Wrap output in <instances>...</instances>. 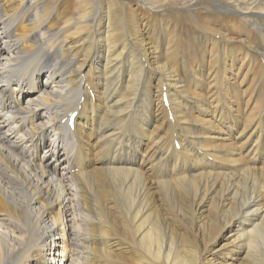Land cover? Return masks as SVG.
Segmentation results:
<instances>
[{
	"label": "bare ground",
	"instance_id": "bare-ground-1",
	"mask_svg": "<svg viewBox=\"0 0 264 264\" xmlns=\"http://www.w3.org/2000/svg\"><path fill=\"white\" fill-rule=\"evenodd\" d=\"M72 1L0 0V264H264V0H219L237 20H201L244 49L239 66L222 62L227 115L214 65L224 48L207 61L204 81L217 94L212 121L182 103L198 105L202 95L180 74L189 69L177 64L173 24L163 21L149 38L146 23L130 27L155 21L139 17L135 4L123 15L114 0ZM91 2V13L82 9ZM246 78L238 114L235 82ZM147 89L165 97L172 120L171 134L154 141L145 132L153 126L144 116ZM72 112L80 150L67 125ZM161 200L191 231H208L206 221L218 226L210 244L201 249L162 228Z\"/></svg>",
	"mask_w": 264,
	"mask_h": 264
},
{
	"label": "rangeland",
	"instance_id": "rangeland-1",
	"mask_svg": "<svg viewBox=\"0 0 264 264\" xmlns=\"http://www.w3.org/2000/svg\"><path fill=\"white\" fill-rule=\"evenodd\" d=\"M142 1L144 3H142ZM114 2L117 3L116 7H118L117 8L118 10L120 8H122V14L123 15H124V13L126 14V12H128L129 9L132 10L133 6L135 4L138 8L137 13H138L139 17H140V15L146 16L148 18L152 17L155 20L154 24H152V22H150V21L146 22V20H138V21L131 22V25H130L131 28H133V26L139 27L143 23H146L147 26H150L148 28V31L150 33H152V35L149 38H154L156 36V34L158 35L159 32L162 31L160 28L162 27L163 21L166 20V21H169L171 25L173 24L174 27L171 26V28L167 29V31H168L167 35L171 36V38L174 40V47H176L177 50H181L179 53L183 55V57L180 55H178L176 57L177 61H179L177 64L179 65L180 68L181 67H184V68L187 67L189 69L187 71L186 76H184V72L182 70L180 71V74L182 75L183 78L186 77V78H188V80L191 79L190 82L188 81L189 83L186 86L187 88L193 89L195 92L202 95V96L198 97V99H197V101L199 102L198 105H197L196 101L185 98V97L182 100V103L185 106L187 105L186 108H187L189 114H192V116H197L201 119H205V120L208 119L211 121L213 119V115H214V111H215V103H214L213 99L217 94L213 90V88L208 89L207 82L204 81V79L206 78V75L204 73V69H207V71H208V66H209L207 64L208 60L217 58L213 52H215V50H216V52L221 53L220 47L224 48V52L222 55L223 60H220L219 58H217L218 61L216 59L214 65L216 66L217 79L221 80V86L222 87L219 91V95L223 99V103H222L223 112L225 115H227L231 95H230V89H228L229 88V86H228L229 80L226 79V80H224L225 82L222 81L224 79V76L222 75V72H223L222 62L226 61L228 69L232 68L233 66H239L242 62L239 60V56L243 55L244 49H243V46L241 44H237V43L233 44L228 39H226V40L219 39L217 37V35L214 33L215 26L212 23H210V25L203 28L202 27L203 24H202L201 20L203 17L211 18V16H213V14H219L222 16H233L237 20L239 15H237V13H235L233 11L234 7L230 6L229 4H225L224 2H221L219 0H139L138 2H136L135 0H114ZM56 3H57V1H56ZM74 3L76 4L77 0L72 1L73 6H74ZM93 3L94 2H91L89 5L83 4L82 9H86L87 11H89V13H91V8L96 6ZM77 9H78V7H77ZM153 14L155 16H153ZM71 16H72L73 21H76V19L78 18L77 12H75ZM164 26L165 25H163V27ZM159 38H160V36H159ZM157 43L160 44V43H162V41H158ZM159 46H161L160 52L164 53L163 48H162L163 45L160 44ZM184 50H187V51L190 50V52H185ZM238 50H241L240 53L238 52ZM126 53H128V50H126ZM163 58L164 57L161 54V59H163ZM178 58H179V60H178ZM140 59L143 60L141 57H140ZM58 61L63 65V62L61 60V53H59V55H58ZM43 73L46 74V72H43ZM228 73H229L228 77H231L230 78V80H231L234 76H232L231 72H228ZM150 74H151V77L149 79L150 80L155 79L154 73L150 71ZM201 74H202V77H200ZM44 77H45V75H41L39 77V79H41L43 81V83L45 82ZM247 81H248L247 78H246V81L243 79V83L239 87L237 86V83L235 82L236 89L238 88V90L241 92L240 95L237 96L235 98V101H234L235 113H238V114L242 113L244 111L245 101L247 99V94H248L246 92H249V88H248L249 87L248 86L249 81L248 82ZM94 82L96 84H99L100 79H96ZM150 84L153 85V82L151 81ZM124 85H126V84H124ZM231 87H233V86H231ZM234 87H233V89H234ZM125 88L126 87L124 86L123 90H125ZM91 90H92L91 96L93 98H97V96H96L97 91H96V87L94 85H92ZM153 90H154V88H153ZM209 90H211V91H209ZM223 90H225V91H223ZM154 95H155L154 91H149V90L147 91V99L149 102H151L152 107H150L147 104L149 110H146V113L144 114V116L147 118V120H149L151 122V124L153 125V126L149 127V129L147 131H145L146 133H148L152 137L151 141H154V139L159 137V136L170 135L171 133H170V131L167 130V127L170 125V122H172L171 117H168V116H170L169 113L168 114L166 113L168 111L167 110L168 108L165 107V104H164L165 97H163L161 94H159V95L156 94L155 97H154ZM210 95H212V97ZM161 96L163 98H161ZM186 100L188 101V104H187ZM228 101H229V103H228ZM241 102H242V104H241ZM160 105H161V107H160ZM203 108H204V110H203ZM94 111L96 113L97 106H95ZM163 111L165 112V115H164V113H162ZM165 116H167V118ZM158 117H159V119H158ZM164 119H165V121H164ZM168 119H170V120H168ZM198 126H199V124H198ZM72 130L74 132V141H75V143H77V140H79L77 137L78 134L74 131L73 127H72ZM140 132H143V131L141 130ZM229 140L230 139L227 138V139L222 140L220 143L221 144H226L228 142L231 143V141H229ZM77 144H78L77 150H80V148H81L80 142ZM152 145H153V143H151V145L148 144V149L151 148V151L153 148ZM149 146H151V147H149ZM260 157H261V159H264L263 155H260ZM80 165L82 166V163H80ZM91 166H89V168ZM222 172H230V171L224 170ZM147 176L149 177V180H151L153 178L152 175H150V176L147 175ZM152 189H155V188L152 187ZM151 193H153L157 197H159V195H160L159 192H155L153 190H151ZM263 201H264V199H263ZM105 203H106V205H108L109 201H106ZM156 206L161 213V218H162V222H163L162 228H163V224L164 225L168 224L170 226V228L172 230H174L173 232L181 234L179 236V238H182V236H183L186 239H190L192 241H198V246L201 249H205V246H208L210 244V242H211L210 240H212L214 235H216V232L219 230L218 226H216V225L213 226L211 222L206 221V223L204 224V227L208 231H191L190 224H189L187 218H183L180 215L177 216L175 214V212L173 211V209L165 201H162V200L157 201ZM113 220L118 221L119 230L123 231L124 230V224H123L122 215H119L117 213L115 215V217L113 218ZM193 246H196V245H193ZM228 252H230V251H228ZM228 252H226V253H228ZM231 261L236 262L237 260L231 259Z\"/></svg>",
	"mask_w": 264,
	"mask_h": 264
}]
</instances>
